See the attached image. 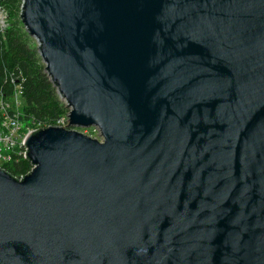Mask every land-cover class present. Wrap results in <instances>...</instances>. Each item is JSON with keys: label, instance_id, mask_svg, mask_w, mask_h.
<instances>
[{"label": "water", "instance_id": "obj_1", "mask_svg": "<svg viewBox=\"0 0 264 264\" xmlns=\"http://www.w3.org/2000/svg\"><path fill=\"white\" fill-rule=\"evenodd\" d=\"M69 126L0 168V264H264V0H23Z\"/></svg>", "mask_w": 264, "mask_h": 264}, {"label": "trees", "instance_id": "obj_2", "mask_svg": "<svg viewBox=\"0 0 264 264\" xmlns=\"http://www.w3.org/2000/svg\"><path fill=\"white\" fill-rule=\"evenodd\" d=\"M22 0H0L8 13L7 26L0 33V88L9 98L17 81L24 101L21 119L26 126L50 123L67 113V106L59 98L55 87L45 72V65L34 39L25 29L21 16ZM31 162L20 158L9 162L6 169L18 178L30 172Z\"/></svg>", "mask_w": 264, "mask_h": 264}, {"label": "built area", "instance_id": "obj_3", "mask_svg": "<svg viewBox=\"0 0 264 264\" xmlns=\"http://www.w3.org/2000/svg\"><path fill=\"white\" fill-rule=\"evenodd\" d=\"M23 2V0H22ZM22 2L20 10L22 11ZM8 13L6 9L0 4V33L4 31L7 26ZM26 29V28H25ZM35 44L39 51V41L35 38ZM40 54V52H39ZM43 61V60H42ZM44 63V62H43ZM45 65V63H44ZM46 67V66H45ZM50 81L51 77L46 71ZM14 87L12 89L9 98L4 96L3 90L0 88V168L7 171L9 162L13 160H19L20 158H26L24 153L26 151V146L24 144L25 137L32 131H35L38 128H45L48 126H59L62 128H68L71 130L79 131L83 134L88 135L89 137L95 138L98 141L102 142L103 136L100 128L97 125H91L88 128V131L82 132L76 129L77 126H69V113L71 108L67 105V101L62 97L61 93L58 90V87H55L56 93L63 103L67 106V113L60 118L56 119L54 122L50 123H38V126H26L21 119V108H19L18 96L20 95L19 86L17 81L13 78L10 79ZM33 167V166H32ZM31 167V169H32ZM31 171V170H30ZM23 176L20 175L18 179H21Z\"/></svg>", "mask_w": 264, "mask_h": 264}, {"label": "rangeland", "instance_id": "obj_4", "mask_svg": "<svg viewBox=\"0 0 264 264\" xmlns=\"http://www.w3.org/2000/svg\"><path fill=\"white\" fill-rule=\"evenodd\" d=\"M8 22V21H7ZM32 37V36H31ZM33 38V37H32ZM34 39V38H33ZM18 101H19V108H22L23 107V105H24V101H23V99L21 98V96L19 95L18 96ZM76 129H78V130H80V131H82V132H85V131H88V128H82V127H76Z\"/></svg>", "mask_w": 264, "mask_h": 264}]
</instances>
